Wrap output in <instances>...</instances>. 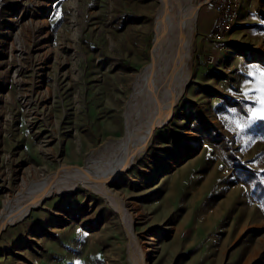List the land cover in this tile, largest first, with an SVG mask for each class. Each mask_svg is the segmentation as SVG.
<instances>
[{"label":"rangeland","instance_id":"rangeland-1","mask_svg":"<svg viewBox=\"0 0 264 264\" xmlns=\"http://www.w3.org/2000/svg\"><path fill=\"white\" fill-rule=\"evenodd\" d=\"M217 3L189 0L198 18L187 84L142 155L109 182L132 233L96 192H52L2 230L0 264H134L132 244L144 255L150 236L148 264H264V121L236 127L259 107L243 92H254L249 71L264 69V0H239L230 32L201 37ZM158 6L0 0V212L33 178L83 165L125 135Z\"/></svg>","mask_w":264,"mask_h":264},{"label":"bare ground","instance_id":"bare-ground-1","mask_svg":"<svg viewBox=\"0 0 264 264\" xmlns=\"http://www.w3.org/2000/svg\"><path fill=\"white\" fill-rule=\"evenodd\" d=\"M158 3L153 16L150 60L135 76L128 106L126 102L125 135L117 144L106 145L97 157H89L83 165L63 163L47 176L31 178L1 210L0 234L50 193H69L78 186H84L108 200L120 212L132 233V214L127 212L120 193L109 187V182L138 160L151 141L154 130L172 116L173 105L190 76V46L198 18V5L189 6V0H158ZM47 24L45 17L39 21L38 28L46 31ZM55 58L58 59L57 55ZM149 239L144 255H138L137 243L132 244L131 260L134 264H148L152 245L156 244L154 236Z\"/></svg>","mask_w":264,"mask_h":264},{"label":"snow or ice","instance_id":"snow-or-ice-1","mask_svg":"<svg viewBox=\"0 0 264 264\" xmlns=\"http://www.w3.org/2000/svg\"><path fill=\"white\" fill-rule=\"evenodd\" d=\"M248 75L256 79V83L253 85L254 92L245 89L243 95L249 99H252L254 96L255 103H257L259 107L248 108L250 114L249 118L244 124H240L239 122L236 123V127L239 128L241 132H243L248 125L257 120L264 121V69L254 67L252 71H249Z\"/></svg>","mask_w":264,"mask_h":264},{"label":"built area","instance_id":"built-area-1","mask_svg":"<svg viewBox=\"0 0 264 264\" xmlns=\"http://www.w3.org/2000/svg\"><path fill=\"white\" fill-rule=\"evenodd\" d=\"M239 7V0H218L216 6L218 18L212 33L214 39L220 40L231 31Z\"/></svg>","mask_w":264,"mask_h":264},{"label":"crops","instance_id":"crops-1","mask_svg":"<svg viewBox=\"0 0 264 264\" xmlns=\"http://www.w3.org/2000/svg\"><path fill=\"white\" fill-rule=\"evenodd\" d=\"M215 19L216 17H212L210 18V16H206V18H204V20L201 21L200 23V36H204L207 33L211 32L214 24H215Z\"/></svg>","mask_w":264,"mask_h":264},{"label":"water","instance_id":"water-1","mask_svg":"<svg viewBox=\"0 0 264 264\" xmlns=\"http://www.w3.org/2000/svg\"><path fill=\"white\" fill-rule=\"evenodd\" d=\"M4 229H5V228H4ZM4 229H3V230H4Z\"/></svg>","mask_w":264,"mask_h":264}]
</instances>
